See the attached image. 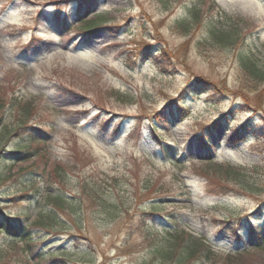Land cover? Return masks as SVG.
Segmentation results:
<instances>
[{"label":"rangeland","instance_id":"obj_1","mask_svg":"<svg viewBox=\"0 0 264 264\" xmlns=\"http://www.w3.org/2000/svg\"><path fill=\"white\" fill-rule=\"evenodd\" d=\"M196 1L0 0V150L20 148L24 125L45 140L43 158L0 161V201L28 217L44 250L66 264H183L178 251L151 252L146 225L158 217L150 210L177 215L223 254L243 247L234 264H264V243L254 245L264 233V89L242 77L232 45L205 38L202 23L176 26ZM198 8L201 22L237 24L264 57V0H198ZM96 15L104 23L77 31ZM191 86L200 92L175 118ZM150 120L165 145L185 152L181 167L152 158L160 142ZM242 130L243 140L229 143ZM226 162L231 177L212 166ZM30 167L45 174L27 181ZM181 190L190 199L171 198ZM160 195L169 201L149 207ZM20 246L0 235V264H32Z\"/></svg>","mask_w":264,"mask_h":264},{"label":"trees","instance_id":"obj_2","mask_svg":"<svg viewBox=\"0 0 264 264\" xmlns=\"http://www.w3.org/2000/svg\"><path fill=\"white\" fill-rule=\"evenodd\" d=\"M185 9H187L186 16L181 17L180 19H175L176 26L184 32H190L192 30H190L191 22H196V26H198L199 23H202V27H204L208 36L205 38L207 40L210 39V41L219 43L223 46L232 45L235 50V63L242 77L256 89H260L259 91L264 89V57L262 56V58L261 56H259V54H257L255 50L257 46L248 37V34H244L243 36L239 37L240 33L237 24L233 25L227 22L225 25H223L220 22L214 21V16H212V18L210 19H207L210 17L207 16L205 17V20L207 21L203 20V22H201L200 18L201 20L203 18L202 13H200L201 10L200 8H198V0L196 1V3L194 2L193 4L187 5ZM218 13V20H225L226 14H224L222 11H218ZM80 15L81 14L77 9L75 16L79 18ZM102 21L103 19L98 15H96L94 19L82 20L79 23L80 26L78 27L77 31L91 30V28L98 27L99 25L104 23ZM218 24L221 25H219L218 27ZM67 27L69 26L66 25V28ZM194 29L195 27L193 28V30ZM198 92L200 91L198 90L197 86H191L189 89H186L184 92H182L181 95H179L175 103L173 102L175 106L172 107L173 110H175V118H177V116H181L184 113L187 106L186 102L192 99V97H194V95H196ZM3 105L4 104H2L1 107H3ZM5 112V108L0 110V122L4 118ZM225 121H227V118L220 120L224 128H226L229 124L228 121L227 123H225ZM149 125L152 127V131L154 133L153 138L160 142V148L157 150L155 149L154 155L156 156H153L152 158L156 160L158 159L161 162L167 160L168 162L174 164L176 167H181L185 159V152H180L178 149H174L175 147H169L165 145V142L159 139V136H156L155 131L157 130V128L154 124H152L151 120L149 122ZM26 126L27 125H24L22 128H20L24 133L23 136H19V143H22L20 144V148L6 151L1 149L0 161H9L14 164L30 160L32 157H44V150L40 148L39 145L40 142H43L45 140L37 136L32 129L31 131L26 130ZM3 129L7 128L3 126ZM20 129L15 131L16 135L23 134L22 132H20ZM245 135V130L240 131V133H234L230 137L229 143L231 142L235 145L242 141ZM42 137L45 138V136ZM202 139L203 143L207 146H210L212 148L219 147V143L215 140H210L209 138L205 137ZM203 161L211 162V159H206ZM212 166L217 168L219 170L218 172L229 174V177H231V175L236 172L234 171L236 170L235 166L230 162H226L222 166ZM223 166L225 167L223 168ZM44 174L45 168L40 171L39 169H37V167H30L25 171V177L27 181H30L32 183L35 182L36 177ZM175 177H177L176 179L180 178V173ZM48 194H51L52 197L57 201H60L62 199L66 200V197L61 193L49 192ZM168 198L169 197L166 195L156 196L149 202L148 206L160 207L161 205L166 204V201H169ZM171 198L187 200L190 199V192H183V190H181L176 196ZM54 199H52L51 201L54 202ZM4 206H6V204L0 201V235L3 236V239L5 241H8V244L10 245H21L20 249L24 253V259L26 261L32 264H66L65 261L61 260L63 257L62 254L60 255L58 253L54 256L51 252H46L44 250V247L42 246V241L44 240L39 238V234L34 232L33 224L28 222V217H22L19 213L10 214L8 212H4ZM40 213L41 212H39V214ZM146 213L156 215L158 217L155 225L147 222L146 231H148V233L152 232V234L155 236L154 237L150 235L155 238V242L151 245V252L159 254L163 257L162 259L167 258L173 251L179 252V261L182 260L180 262H183V264L187 262L190 264H216L217 259L220 258L225 264H234L235 262H240V260L243 259L242 255H244L246 252L245 250H243V247H238L236 249L233 248L232 252L223 254L214 248L212 241L207 238V235L201 236L199 234H195L194 232L186 230L184 225L181 224V220L175 214L164 213L158 210H150V212ZM230 213H232V211H230ZM259 213L260 212L258 210L257 214ZM236 230L237 229H232V234L237 237L238 240H241V238L239 239L240 236L236 234ZM256 236L257 238L255 239L254 245L257 246V248H260L264 243V233H258V235Z\"/></svg>","mask_w":264,"mask_h":264}]
</instances>
